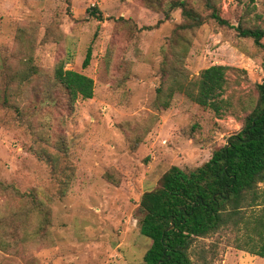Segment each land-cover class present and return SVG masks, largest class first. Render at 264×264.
I'll use <instances>...</instances> for the list:
<instances>
[{
    "label": "rangeland",
    "instance_id": "1",
    "mask_svg": "<svg viewBox=\"0 0 264 264\" xmlns=\"http://www.w3.org/2000/svg\"><path fill=\"white\" fill-rule=\"evenodd\" d=\"M171 1L161 0V11ZM180 1L207 19L184 56L188 79L213 65L229 69L220 115L180 94L167 109L155 108L168 40L182 22L179 9L165 20L143 0H0V217L22 210V194L49 211L46 231L28 225L27 237L35 240L0 250V264H144L151 241L138 230L142 194L172 166L200 167L241 129L264 77V51L234 27L264 31V0H214L230 27L208 18L205 0ZM28 58L42 72L9 87V76ZM60 61L92 79L91 99L69 105L49 84L46 72ZM233 239L198 240L190 259L264 264L235 249Z\"/></svg>",
    "mask_w": 264,
    "mask_h": 264
},
{
    "label": "trees",
    "instance_id": "2",
    "mask_svg": "<svg viewBox=\"0 0 264 264\" xmlns=\"http://www.w3.org/2000/svg\"><path fill=\"white\" fill-rule=\"evenodd\" d=\"M143 3L147 8L161 11V0H143ZM214 3V0H205V7L210 11L208 18L220 26L230 27L216 12ZM173 9L180 10L182 22L174 27L168 40L169 53L165 54L161 66L163 78L156 90L155 108L167 109L171 98L180 94L220 115L226 106L222 95L228 87V67L210 66L191 80L183 66L193 34L207 19L185 1L173 0L168 10L161 11L165 20ZM90 15L98 21L102 19L94 9ZM234 29L239 37L251 39L255 47L264 51L262 29L242 24ZM90 59L88 47L83 68L89 65ZM29 61L30 58L24 62L25 68L9 76V87L42 72L29 65ZM46 74L49 84L64 92L69 105L93 96L92 79L64 69L62 61ZM256 90L254 107L244 117L241 129L228 137L206 163L187 172L172 166L161 176L156 189L142 194L137 207L138 230L151 241L142 258L144 264H193L190 249L195 242L225 234L234 235L235 249L264 259V77ZM3 101L7 102L5 96ZM19 197L22 210L10 218L0 217L1 251L16 248L27 240L34 241L33 236L27 237L28 225L35 233L45 232L48 227L49 211L36 200L29 201L28 195ZM36 240L39 242L40 236ZM201 260L209 264L203 257Z\"/></svg>",
    "mask_w": 264,
    "mask_h": 264
},
{
    "label": "water",
    "instance_id": "3",
    "mask_svg": "<svg viewBox=\"0 0 264 264\" xmlns=\"http://www.w3.org/2000/svg\"><path fill=\"white\" fill-rule=\"evenodd\" d=\"M170 229H172V226L170 227Z\"/></svg>",
    "mask_w": 264,
    "mask_h": 264
},
{
    "label": "crops",
    "instance_id": "4",
    "mask_svg": "<svg viewBox=\"0 0 264 264\" xmlns=\"http://www.w3.org/2000/svg\"><path fill=\"white\" fill-rule=\"evenodd\" d=\"M254 257H256V256H254Z\"/></svg>",
    "mask_w": 264,
    "mask_h": 264
}]
</instances>
